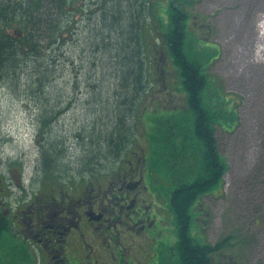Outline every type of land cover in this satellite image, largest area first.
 Masks as SVG:
<instances>
[{
  "label": "rangeland",
  "instance_id": "374dc122",
  "mask_svg": "<svg viewBox=\"0 0 264 264\" xmlns=\"http://www.w3.org/2000/svg\"><path fill=\"white\" fill-rule=\"evenodd\" d=\"M78 2L81 8L75 11L70 26L64 23L61 37L50 46L48 40H38L42 53L38 59L34 56L30 63L21 56L29 70L39 66L47 81L33 82L23 74L19 80L16 75L6 78L0 72V200L14 211L49 193L77 197L87 184L118 181V174H126L131 160L135 168L142 164L148 197L164 202L171 220L165 226L158 217L148 242L141 239L140 244L144 248L151 245L153 253L156 251L155 258L148 259L150 264H177L172 247L179 239V225L171 205L172 192L202 173L204 148L194 130V113L178 72L166 55L159 29L150 23L159 24L169 1L155 0L154 15L142 0L140 5L137 0L121 5L126 21L123 35L130 36L135 30L133 15L140 12V17L147 19L140 33L148 68L140 87V109L143 103L145 107L140 110L133 142L119 157L101 155L98 167L89 160L94 147L90 152L84 153V149L95 134L90 127L110 112L107 101L114 99L110 82L121 63L110 55L117 46L111 35V48L105 56L92 43L99 41V11L107 4L112 8L113 3ZM191 11L185 52L191 60L200 59L204 67H210L203 97L216 110L218 147L228 170L223 181L191 208L189 232L209 243L234 236L233 249H222L223 257L215 264H264V43L259 41L264 33V0H197ZM112 19L113 13L110 22ZM34 78L38 79L37 75ZM100 97L97 105L95 99ZM47 106L55 109L54 116L43 126L42 109ZM52 143L63 152L56 154ZM51 149L57 164L53 170L45 169ZM158 230L162 233L154 234ZM12 234L4 235L8 253L2 255L6 261H14L13 246L16 251L29 247L21 236ZM153 237L155 241L150 243ZM34 250L39 257L40 249L35 246Z\"/></svg>",
  "mask_w": 264,
  "mask_h": 264
},
{
  "label": "trees",
  "instance_id": "16d2710c",
  "mask_svg": "<svg viewBox=\"0 0 264 264\" xmlns=\"http://www.w3.org/2000/svg\"><path fill=\"white\" fill-rule=\"evenodd\" d=\"M110 1L113 3L112 8L108 4L105 8L99 7L102 8L99 11H102L99 20L102 27L97 38L98 43L94 41L92 43L98 45L99 51L105 56L107 49L111 48V39L115 41L117 46L112 48L110 55L117 58L121 64H118V69L114 72V80L110 82L113 86L114 98L112 101L111 99L107 101L110 112L107 113L106 118L100 117L101 119L96 120L90 127V132L95 131V134L90 136L88 149H84L85 153L94 147V150H91L93 156L90 154L89 160L93 161L92 164L96 167L101 163V155L105 154L106 159L119 157L126 150L127 145L133 142L139 130L137 122L140 119V110L145 107L143 103L140 109V87L145 82V70L148 68L142 42L144 39L141 40L143 37H140V33L143 32L147 19L141 18L140 12L138 15H133L132 25L135 30L130 36L123 35L125 31L123 25L126 21L122 19L121 5L125 1L132 0ZM138 1L140 5V0ZM142 1L148 4L149 13L154 15L155 0ZM168 1L167 13L164 12L159 16V24L155 25L154 20L150 23L159 29V37L166 47V55L170 56L178 72L182 89L186 91L188 103L194 113V130L204 148L201 158L202 173L194 181L182 183L172 192L171 205L179 225V239L172 248L177 255V264H215L222 256V249L229 247L233 249L236 244L234 236L227 235L216 243L201 242L196 236H191L189 232L191 208L197 205L200 197L209 192L216 183L223 181L222 176L228 170V163L218 147L216 110L203 97L210 67H204L200 59L191 60L185 52L190 19L193 18L191 8L197 0ZM79 8L81 6L79 2L77 5V0H0V72L6 75V78L17 76L19 80L23 74V77L27 76L33 82L42 84L47 81L44 71L39 70V66L38 70L34 68L35 65L29 70L28 63L22 60L21 56L27 57L30 63L33 62L34 56L38 59L42 55L38 50V40H48L49 46L52 45L61 37L64 23L67 22L70 26L74 21V13ZM112 13L113 19L110 22ZM66 16L67 20H65ZM104 31L107 34L104 35ZM109 35L112 36L111 39ZM43 62L39 65L42 66ZM119 62L114 64L117 65ZM35 75L38 79L34 78ZM101 98L95 99L97 105L101 103ZM54 110L53 107H43L44 121H41L43 126L47 125V120L50 121ZM51 145L56 154L63 152V149L57 151L53 143ZM52 149L50 153L52 155L47 159L48 166H45V169L53 170L52 167L57 166ZM52 196L53 194L49 193L41 196V200L51 199ZM12 248L15 250V246ZM159 251L163 253V249ZM15 256L17 261H20V257L18 258L17 254ZM26 260L28 264H34V261ZM227 263L229 264L222 262V264Z\"/></svg>",
  "mask_w": 264,
  "mask_h": 264
},
{
  "label": "flooded vegetation",
  "instance_id": "af4514ba",
  "mask_svg": "<svg viewBox=\"0 0 264 264\" xmlns=\"http://www.w3.org/2000/svg\"><path fill=\"white\" fill-rule=\"evenodd\" d=\"M130 162L126 174H118V181L86 185V191L77 197L54 194L14 211L0 200V264H28L23 257L34 264H141L143 257L142 263L150 264L148 259H154L156 251L153 253L151 245L144 248L140 240L148 242L158 217L165 226L171 220L164 202L148 197L142 164L135 168ZM10 232L29 245L14 250V261L4 260L2 255L8 253L4 233ZM154 241V237L150 239V243ZM35 246L41 251L39 257ZM133 248L138 251H131Z\"/></svg>",
  "mask_w": 264,
  "mask_h": 264
},
{
  "label": "bare ground",
  "instance_id": "6f19581e",
  "mask_svg": "<svg viewBox=\"0 0 264 264\" xmlns=\"http://www.w3.org/2000/svg\"><path fill=\"white\" fill-rule=\"evenodd\" d=\"M259 39H260L259 41H261L262 44H263V43H264V33H263L262 35L259 36Z\"/></svg>",
  "mask_w": 264,
  "mask_h": 264
}]
</instances>
